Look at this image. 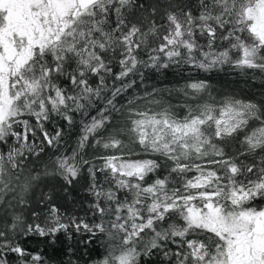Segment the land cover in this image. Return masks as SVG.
<instances>
[{
  "label": "snow or ice",
  "instance_id": "snow-or-ice-1",
  "mask_svg": "<svg viewBox=\"0 0 264 264\" xmlns=\"http://www.w3.org/2000/svg\"><path fill=\"white\" fill-rule=\"evenodd\" d=\"M0 264H264V0H0Z\"/></svg>",
  "mask_w": 264,
  "mask_h": 264
},
{
  "label": "trees",
  "instance_id": "trees-1",
  "mask_svg": "<svg viewBox=\"0 0 264 264\" xmlns=\"http://www.w3.org/2000/svg\"><path fill=\"white\" fill-rule=\"evenodd\" d=\"M173 79L171 75L165 77L153 75V78L148 82L149 86L155 84L157 87H164L165 85L169 84V82Z\"/></svg>",
  "mask_w": 264,
  "mask_h": 264
}]
</instances>
